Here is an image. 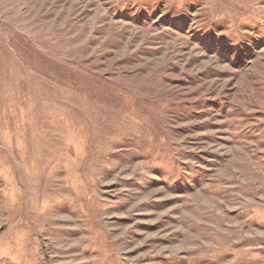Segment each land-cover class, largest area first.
I'll list each match as a JSON object with an SVG mask.
<instances>
[{
	"label": "rangeland",
	"instance_id": "obj_1",
	"mask_svg": "<svg viewBox=\"0 0 264 264\" xmlns=\"http://www.w3.org/2000/svg\"><path fill=\"white\" fill-rule=\"evenodd\" d=\"M0 264H264V0H0Z\"/></svg>",
	"mask_w": 264,
	"mask_h": 264
}]
</instances>
